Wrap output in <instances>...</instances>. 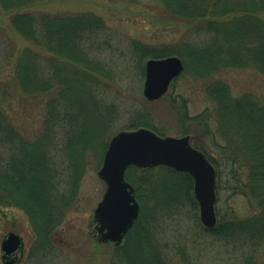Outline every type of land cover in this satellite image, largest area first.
Instances as JSON below:
<instances>
[{"label": "trees", "instance_id": "1", "mask_svg": "<svg viewBox=\"0 0 264 264\" xmlns=\"http://www.w3.org/2000/svg\"><path fill=\"white\" fill-rule=\"evenodd\" d=\"M154 1L168 17L188 23L193 35L169 48L134 42L141 76L146 60L176 55L184 64L181 76L210 80L227 69H251L264 77V0ZM36 4L0 0L11 29L31 46L17 53L7 84L41 115L39 129L27 138L0 107V207L26 214L38 251L39 240L48 247L66 213L76 207L89 153L102 160L112 127L102 92L113 76L90 54L93 40L106 28L99 17L49 16L36 13ZM204 93L213 107L193 117L184 100L171 99L173 106L178 104L182 134H190L188 125L199 128L192 145L216 172L217 222L202 232L237 246L244 264H263L256 256L264 247V93L233 97L218 79L210 80ZM140 127L162 136L147 113L129 119L127 130ZM125 178L135 189L140 214L123 243L113 247L110 264H186L187 245L162 237L160 221L163 214L185 205L198 211L190 175L164 166L129 167ZM224 194L228 202L243 199L245 212L223 205Z\"/></svg>", "mask_w": 264, "mask_h": 264}, {"label": "rangeland", "instance_id": "2", "mask_svg": "<svg viewBox=\"0 0 264 264\" xmlns=\"http://www.w3.org/2000/svg\"><path fill=\"white\" fill-rule=\"evenodd\" d=\"M34 9L36 13L49 16L92 15L104 22V33L93 40L90 54L104 66V71L113 76L110 80L112 83L102 92V102L111 111L109 140L120 131H128L129 119L142 113L150 115L154 128L162 136H185L176 120L178 104L173 106L171 99L176 103L184 100L190 117L211 110L213 106L204 89L213 79L226 83L233 97L245 92L264 93V77L256 71L227 69L210 80L181 76L164 97L153 102L145 100L142 95L144 76H141L134 54V42L169 48L191 40L193 35L188 23L168 17L154 0H37ZM26 47L31 48L11 29L8 18L0 11V107L5 108L12 124L28 138L39 129L41 115L36 111L35 104L21 98L14 86L7 84L11 81L17 53ZM47 56L42 57L47 60ZM211 125H214L213 121ZM186 129L192 145L200 130L192 125ZM95 151L99 157L102 146L96 147ZM101 163L100 158L97 160L89 153L77 205L66 213L62 224L47 243L48 247L39 240L41 249L35 251L37 235L23 211L14 207H0V246L9 233L18 235L23 242L21 251L9 258L2 259L0 251V264H110L114 245L99 241L93 217L94 209L106 189L105 183L97 175ZM161 178L167 179V176L161 175ZM222 204H228L238 214L245 212V203L241 198H232L228 202L224 194ZM163 215L160 221L162 237L187 245L186 264H244L237 246L212 240L203 234L199 210L191 211L185 205L181 211L172 210ZM256 257L264 262V247L258 250Z\"/></svg>", "mask_w": 264, "mask_h": 264}, {"label": "water", "instance_id": "3", "mask_svg": "<svg viewBox=\"0 0 264 264\" xmlns=\"http://www.w3.org/2000/svg\"><path fill=\"white\" fill-rule=\"evenodd\" d=\"M183 70L177 56L148 59L144 67L143 97L149 102L159 100ZM131 166L139 169L165 166L189 174L200 223L206 229L215 227L216 173L206 156L191 146L189 136H159L147 128H139L116 133L104 152L97 175L106 189L93 212L99 241L119 246L138 219L140 207L135 190L125 180V172ZM22 247L21 238L9 233L1 242L2 259Z\"/></svg>", "mask_w": 264, "mask_h": 264}, {"label": "flooded vegetation", "instance_id": "4", "mask_svg": "<svg viewBox=\"0 0 264 264\" xmlns=\"http://www.w3.org/2000/svg\"><path fill=\"white\" fill-rule=\"evenodd\" d=\"M13 255H15V254H13ZM13 255H12V256H13ZM10 257H11V256H10Z\"/></svg>", "mask_w": 264, "mask_h": 264}, {"label": "bare ground", "instance_id": "5", "mask_svg": "<svg viewBox=\"0 0 264 264\" xmlns=\"http://www.w3.org/2000/svg\"><path fill=\"white\" fill-rule=\"evenodd\" d=\"M136 194V193H135Z\"/></svg>", "mask_w": 264, "mask_h": 264}]
</instances>
